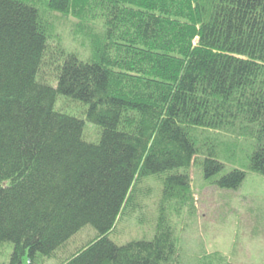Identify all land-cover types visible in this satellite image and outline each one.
<instances>
[{"label": "trees", "instance_id": "trees-1", "mask_svg": "<svg viewBox=\"0 0 264 264\" xmlns=\"http://www.w3.org/2000/svg\"><path fill=\"white\" fill-rule=\"evenodd\" d=\"M54 12L77 18L89 53L54 39ZM60 97L85 104V117L57 109ZM222 132L250 144L248 160L213 183L238 189L247 168L264 176V0H0L10 264L55 257L88 225L96 238L63 264H180L172 214L195 210L193 165L210 178L225 169L234 149ZM149 176L162 182L155 235L117 244L110 235ZM203 264L231 263L215 253Z\"/></svg>", "mask_w": 264, "mask_h": 264}, {"label": "rangeland", "instance_id": "rangeland-1", "mask_svg": "<svg viewBox=\"0 0 264 264\" xmlns=\"http://www.w3.org/2000/svg\"><path fill=\"white\" fill-rule=\"evenodd\" d=\"M53 27V37L70 50L89 53V39L79 32L78 20L73 15L47 13ZM99 28V23L96 22ZM97 28V30H98ZM54 40V41H56ZM56 108L79 117H85L87 106L65 97L57 100ZM99 129L87 121L85 139L96 141ZM225 145L234 149L232 156L225 155V169L215 177H206L203 164H195L190 170L193 203L195 210L182 208L173 212L176 227L180 264H203L215 253L226 257L231 264H264V176L248 170L243 184L238 189H222L213 183L233 167L246 168L250 144L243 138L221 133ZM235 141V142H234ZM140 205L135 213L122 214L110 235L117 244L132 240H151L155 235L158 205L162 182L149 176L137 185ZM97 236L91 225L73 236L66 246L52 258L41 255L33 264H63L65 260ZM11 244L0 246V264H10ZM23 264H31L29 255Z\"/></svg>", "mask_w": 264, "mask_h": 264}]
</instances>
